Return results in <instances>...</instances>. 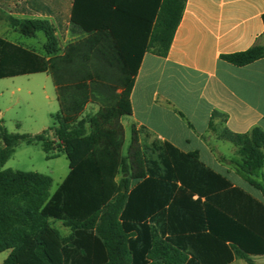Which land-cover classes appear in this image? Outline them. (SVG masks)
Here are the masks:
<instances>
[{"label": "crops", "instance_id": "obj_1", "mask_svg": "<svg viewBox=\"0 0 264 264\" xmlns=\"http://www.w3.org/2000/svg\"><path fill=\"white\" fill-rule=\"evenodd\" d=\"M22 1L0 0V21L6 24L4 16L44 19L55 29L61 51L47 58L46 73L55 96L72 111L60 116L70 121L94 107L89 132L78 140L86 145L81 156L91 154L95 160L92 170L77 167L88 195L81 200L76 194L83 192L76 191L75 200L85 207L73 204L70 218L88 217L113 196L118 169L107 161L126 143L136 145L130 186L146 176L141 143H167L196 153L233 188L262 201L260 191L237 174V148L220 139L218 131L264 132V58L244 66L222 59L254 45L264 47V0H186L164 57L147 50L162 0H29L37 5L24 7L29 14L21 11ZM70 22L86 34L72 38ZM0 38L17 43L3 34ZM71 174L69 169L66 179ZM63 191L50 193L44 213L58 216L54 210ZM8 254L0 253V264ZM248 259L264 264V256ZM228 264L248 261L234 258Z\"/></svg>", "mask_w": 264, "mask_h": 264}, {"label": "trees", "instance_id": "obj_2", "mask_svg": "<svg viewBox=\"0 0 264 264\" xmlns=\"http://www.w3.org/2000/svg\"><path fill=\"white\" fill-rule=\"evenodd\" d=\"M185 3L161 1L148 51L166 56ZM29 5L37 6L29 0L19 6L29 14L24 8ZM2 18L20 37L34 38L42 33L44 43L42 52H37L0 38V79L46 73L47 58L61 51L53 26L44 19ZM69 31L72 38L86 34L73 22ZM261 58L264 47L260 45L222 56L234 66ZM51 118L52 127L34 135L9 133L0 126V253L9 251L2 264H228L234 258L254 264L248 256H264L261 130L236 135L222 129L218 137L237 148L239 160H233L237 174L260 191L262 201L233 188L225 177L206 168L196 153H183L167 143L142 142L146 176L130 186V167L122 157L113 196L79 220L42 211L50 198V177L1 169L19 144H39L46 159H51L48 153H64L67 141L89 132L88 113L70 121L59 114ZM80 183V192L86 197ZM56 222L68 229L66 237L57 233Z\"/></svg>", "mask_w": 264, "mask_h": 264}, {"label": "rangeland", "instance_id": "obj_3", "mask_svg": "<svg viewBox=\"0 0 264 264\" xmlns=\"http://www.w3.org/2000/svg\"><path fill=\"white\" fill-rule=\"evenodd\" d=\"M1 19L3 20V18ZM4 27L8 26L1 22L0 34L27 48L42 52L44 43V35L42 33L36 34L34 38L27 39L14 34L11 28L4 33ZM69 112H72L70 108L63 107L61 98L55 96L50 74H34L0 79V126L9 133L38 134L52 127L51 115H62ZM85 113L90 114L92 117L94 107H90ZM47 135L50 138L51 132L48 131ZM78 140L67 141L64 153H48L49 156L53 157L51 159H46V154L42 151L39 144L30 146L19 144L1 169L36 172L50 177L52 180L51 194L54 195L64 189L63 197L60 199L61 203L58 204L54 211L59 217H71L72 212L75 210L74 205L76 208L85 207V204L74 198L76 191L82 190V188L79 190L75 189L81 186L77 177V167L82 166V168L91 170L95 162L91 154L84 158L81 156L84 143ZM93 146L94 144L92 143L87 144V148L89 147L90 150L93 149ZM135 149L136 145H128L126 143L120 149V152L107 162L114 163V168L118 169L121 158L125 157L131 170V159L135 154ZM137 168L135 167V169ZM69 169L73 174L66 179ZM76 198L84 199L85 197L83 194L77 193ZM54 228L62 237H66L69 234L68 229L63 228L58 222L54 223Z\"/></svg>", "mask_w": 264, "mask_h": 264}]
</instances>
